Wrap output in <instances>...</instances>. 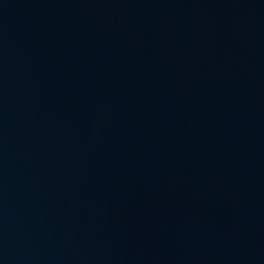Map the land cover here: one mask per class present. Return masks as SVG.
<instances>
[{"label": "water", "instance_id": "water-1", "mask_svg": "<svg viewBox=\"0 0 264 264\" xmlns=\"http://www.w3.org/2000/svg\"><path fill=\"white\" fill-rule=\"evenodd\" d=\"M0 264H264V0H0Z\"/></svg>", "mask_w": 264, "mask_h": 264}]
</instances>
